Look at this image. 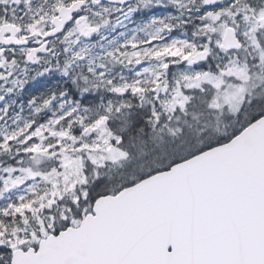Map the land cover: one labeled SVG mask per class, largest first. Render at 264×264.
Returning <instances> with one entry per match:
<instances>
[{"label":"snow or ice","instance_id":"1","mask_svg":"<svg viewBox=\"0 0 264 264\" xmlns=\"http://www.w3.org/2000/svg\"><path fill=\"white\" fill-rule=\"evenodd\" d=\"M0 264H264V0H0Z\"/></svg>","mask_w":264,"mask_h":264}]
</instances>
